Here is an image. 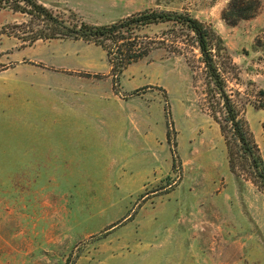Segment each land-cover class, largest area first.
<instances>
[{
  "label": "rangeland",
  "instance_id": "obj_1",
  "mask_svg": "<svg viewBox=\"0 0 264 264\" xmlns=\"http://www.w3.org/2000/svg\"><path fill=\"white\" fill-rule=\"evenodd\" d=\"M37 1L69 24L156 9L210 25L264 159V0L235 24L229 0ZM27 20L0 9V264H264L262 182L240 152L229 168L223 100L191 34L139 27L151 49L113 74L92 42L23 45L12 32Z\"/></svg>",
  "mask_w": 264,
  "mask_h": 264
},
{
  "label": "trees",
  "instance_id": "obj_2",
  "mask_svg": "<svg viewBox=\"0 0 264 264\" xmlns=\"http://www.w3.org/2000/svg\"><path fill=\"white\" fill-rule=\"evenodd\" d=\"M258 7V0H229L222 12V18L229 24H235L241 19L252 17ZM2 8L11 9L28 17L27 21L16 25V28H19L17 31L12 32L23 45H31L39 39L54 38L92 42L106 51L113 74L120 73L128 64L147 55L151 49L150 42L137 41L139 36L136 30L139 27L158 22L179 24L191 34L206 75L223 100V117L220 119L213 113V118L219 123L220 131L225 138L230 170L234 171L235 154L240 152V156L248 162L254 176L262 182L259 185L264 189V159L247 121L240 116L230 97L224 93L222 69L216 61L223 48L222 41L210 25L188 12L156 9L144 10L110 24H88L78 20L69 24L37 0H0V9ZM260 107H264V104Z\"/></svg>",
  "mask_w": 264,
  "mask_h": 264
}]
</instances>
